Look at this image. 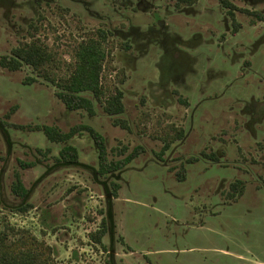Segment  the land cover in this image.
<instances>
[{
  "label": "rangeland",
  "instance_id": "374dc122",
  "mask_svg": "<svg viewBox=\"0 0 264 264\" xmlns=\"http://www.w3.org/2000/svg\"><path fill=\"white\" fill-rule=\"evenodd\" d=\"M228 1L239 8L233 34L218 0L178 10L175 0H0V57L41 43L55 77L69 75L78 42L106 31L101 84L120 89L124 106L114 116L102 100L92 115L68 110L42 78L25 83L31 68L0 66V230L9 239L55 264H264V22L240 9L263 14L264 0ZM155 20L165 27L149 29ZM76 124L103 136L109 160L144 151L101 176L86 131L64 143L42 131ZM65 144L78 164L56 161ZM15 173L29 190L24 211Z\"/></svg>",
  "mask_w": 264,
  "mask_h": 264
},
{
  "label": "trees",
  "instance_id": "16d2710c",
  "mask_svg": "<svg viewBox=\"0 0 264 264\" xmlns=\"http://www.w3.org/2000/svg\"><path fill=\"white\" fill-rule=\"evenodd\" d=\"M195 1L175 0V6L179 7L182 4L191 5ZM219 1L233 18V10L239 8L228 0ZM240 9L264 21V14L254 10ZM235 25L237 24L235 23ZM106 40L107 32L98 29L95 35L88 36L85 40L78 42L72 53L74 59L73 67L67 76L55 77L47 71L46 65L52 62L53 56L45 46L35 41L26 42L15 47L9 56H1L0 66L10 71L19 70L24 65L31 68L35 74L27 77L25 83L34 82L37 77L42 78L55 88V95L68 110H84L89 115H92L94 112V101L102 100L103 111L107 115H119L124 111L122 91L115 88L112 93L106 94L101 84L104 60L108 54L104 46ZM85 93L90 94L91 97H87ZM102 97L104 98L102 99ZM119 122L126 126L122 120H115V123L118 124ZM42 131L49 141L55 143H64L78 132L86 131L92 137L97 148L98 168L95 173L106 177L125 167L132 159L144 151L143 146L137 145L123 158L109 160L103 136L90 125L76 124L66 132H62L54 126L44 125L42 126ZM124 149L126 148L122 147L119 152L121 153ZM55 159L57 162L64 164L79 163L77 149L69 144H65L59 149L58 156ZM22 165H29V163ZM111 183L113 187L111 194L116 197L119 186L113 181ZM11 190L18 198L22 199L19 209L21 211L26 210L29 203L25 202V198L29 190L23 185L17 173H15V180L11 184ZM104 231L103 225L102 230L97 231L93 238L100 241ZM0 264L55 263L36 244L33 245L31 242H27L23 237L11 240L5 231L0 230Z\"/></svg>",
  "mask_w": 264,
  "mask_h": 264
},
{
  "label": "flooded vegetation",
  "instance_id": "af4514ba",
  "mask_svg": "<svg viewBox=\"0 0 264 264\" xmlns=\"http://www.w3.org/2000/svg\"><path fill=\"white\" fill-rule=\"evenodd\" d=\"M37 4L39 3V2H41V0H34ZM39 1V2H38ZM46 2H48V1H46ZM218 3H219V5L221 6V7H223V8H225L224 6H223V4L218 0ZM194 4V3H193ZM193 4H191V5H193ZM191 5H184V6H191ZM179 8H181L180 6L179 7H176L175 5L173 6V9L174 10H178ZM226 9V8H225ZM225 13L231 18V16L229 15V13L227 12V9L225 10ZM261 13V12H260ZM264 14V13H263ZM232 19H234V18H231V20ZM259 21H263V20H261V19H258ZM162 21L163 20H158L157 22H156V20H155V22H154V27H153V25H152V27L150 26L149 27V29H152V30H158L159 28H164L165 26L162 24ZM264 22V21H263ZM235 23L237 24V25H235ZM239 23L238 22H236L235 20H232V30H231V32H232V34H233V32L234 33H236L237 31H238V29H239ZM159 27V28H158ZM222 36V35H221ZM222 38H223V36H222ZM126 39H128V38H126ZM125 47L127 46L126 44L124 45ZM78 152V151H77ZM211 157V156H210ZM212 158L214 159L215 157H213L212 156ZM193 159H197V157H194ZM133 160V159H132ZM121 170V169H120ZM118 172V171H117ZM242 183H241V181L240 180H235L233 183H231L230 184V186H231V189H232V191H234L235 192V196L238 194V192H239V195H241L242 194V185H241ZM241 187V188H240ZM234 194V193H233ZM238 195V196H239ZM115 197V196H114ZM117 197V196H116ZM115 197V198H116Z\"/></svg>",
  "mask_w": 264,
  "mask_h": 264
}]
</instances>
